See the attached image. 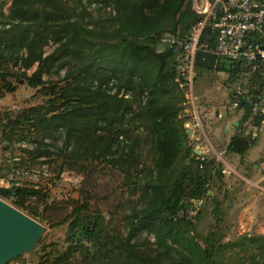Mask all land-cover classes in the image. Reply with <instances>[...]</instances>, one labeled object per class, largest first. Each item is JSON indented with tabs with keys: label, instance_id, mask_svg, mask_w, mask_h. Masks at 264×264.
I'll list each match as a JSON object with an SVG mask.
<instances>
[{
	"label": "trees",
	"instance_id": "trees-1",
	"mask_svg": "<svg viewBox=\"0 0 264 264\" xmlns=\"http://www.w3.org/2000/svg\"><path fill=\"white\" fill-rule=\"evenodd\" d=\"M89 5L110 9V16L93 22L79 17V8L88 14L83 0H0V99L15 91L14 84H26L45 99L16 114L0 111V144L10 152L5 165L12 176L9 186L0 187V198L50 222L38 208L59 201L49 200L41 182L16 178L52 162L57 178L69 169L84 173L85 163L106 164L136 196L123 232L111 229L86 200H72L70 214L55 224H68L64 245L42 238L33 251L37 264H264V236L222 234L227 181L213 158L198 159L184 126L186 98L176 57L200 20L191 1ZM167 36L173 41L166 43ZM52 43L56 49L46 54ZM224 71L234 80L248 72L259 79L239 100L244 115L229 146L245 156L254 144L242 136L244 124L262 120L247 97L263 90V68L227 62ZM52 74L57 81L45 79ZM15 145L23 154H15ZM208 204L214 205L216 224L201 243L197 222ZM141 233L154 236L153 249L139 243Z\"/></svg>",
	"mask_w": 264,
	"mask_h": 264
},
{
	"label": "rangeland",
	"instance_id": "rangeland-1",
	"mask_svg": "<svg viewBox=\"0 0 264 264\" xmlns=\"http://www.w3.org/2000/svg\"><path fill=\"white\" fill-rule=\"evenodd\" d=\"M91 0H83L84 5L87 7L88 14L82 12L79 8L75 14L79 17H85L86 20L93 22L95 19L108 18L110 12L99 10L95 5H89ZM191 1V0H189ZM9 8L7 6L6 10ZM8 14V12H6ZM173 41V40H172ZM166 41V43L172 42ZM57 45L53 43L46 47V54H51ZM183 54L177 55L176 61L179 68L178 60L182 59ZM181 61V60H180ZM36 68V67H35ZM29 70L28 74L31 75L35 70ZM197 80L195 82V92L200 98L201 112H203L205 140L201 142H193L194 147H198L200 151L207 152L212 156L213 150H222L229 145L231 138H227L221 133L222 125L221 120L216 119V113H224L229 117L238 118L239 109L233 110V103L243 98L248 93V87L255 85L258 78L251 76L254 74L248 72L239 76L237 80L231 79L227 72H218L217 70L211 72L204 68H197ZM65 69L60 72L63 77ZM46 80L57 81L58 76H46ZM13 78L8 79L11 83ZM252 83V84H251ZM16 89L14 92L5 93L3 98L0 99V111L16 114L23 109L42 104L45 99L40 96L37 90L28 87L26 84H14ZM238 112V113H237ZM214 120V126H210L209 122ZM5 146L0 144V187L9 186V181L12 176L7 172L6 160L10 156V152L4 149ZM22 146L15 145L13 150L16 155L23 154ZM264 152V137L251 147L246 155L247 162L244 165L240 155L228 149V159L241 174H243L250 181H256L260 178L259 173L255 174L252 169V164ZM148 160V154L145 156ZM84 173L76 170H66L60 178L55 176L57 174L58 165L52 162L50 165H37L32 174H22L16 179L22 181H30L33 183H40V187H44L47 194L50 195V201H59L51 206L45 208L40 206L38 212L45 213L49 220L42 221L41 219H34L45 228L42 238L46 239L47 244L58 243L64 245L68 224L55 226L63 218L68 216L72 211L71 201L80 200V202H87L92 210H98L105 217L109 227L113 230L123 232L125 230V217L135 207V197L132 196L133 187H129L121 173L109 168L106 164L85 163ZM57 168V169H56ZM24 175H27L26 178ZM263 189H254L249 184L233 178L223 184V192L229 189L233 191L229 194L223 205L227 208V216L225 224L223 225L222 234L227 236V239H233L236 236L247 235L264 236V182L261 184ZM224 195V194H223ZM223 195H219L222 198ZM4 200V199H3ZM12 205L10 200H5ZM49 201V203H50ZM70 201V202H68ZM50 205V204H49ZM14 206V205H12ZM15 207V206H14ZM213 204H208L202 211L201 217L197 222L198 235L201 243L204 238L213 230L216 224V219L212 213ZM18 209V208H17ZM45 209V210H44ZM20 210V209H19ZM21 211V210H20ZM23 212V211H22ZM26 214V213H25ZM196 215V213H193ZM29 216V215H28ZM32 218V217H31ZM139 243L143 247L153 249L155 238L148 233H141L138 236ZM39 256L36 253H27L15 261H10L8 264H37ZM236 259V257L234 258Z\"/></svg>",
	"mask_w": 264,
	"mask_h": 264
},
{
	"label": "built area",
	"instance_id": "built-area-1",
	"mask_svg": "<svg viewBox=\"0 0 264 264\" xmlns=\"http://www.w3.org/2000/svg\"><path fill=\"white\" fill-rule=\"evenodd\" d=\"M192 8L200 20L192 25L185 44L179 71L182 76V86L186 98L185 114L187 121L185 129L191 132L190 141L198 159L201 161L213 158L221 165L224 180L233 178L249 184L254 189H263L264 154L257 163V173L260 178L250 181L240 171L226 160L228 148L213 150V155L200 151L193 142L205 140L203 133L204 117L201 112L200 98L195 92L197 80L196 55L198 52H211L225 62L254 65L263 68L264 81V0H191ZM214 46L210 48L212 41ZM247 102L255 114L262 118L260 122L248 120L244 124L242 136L251 144L264 137V87L259 96L250 95ZM240 108L239 101L233 103L232 109Z\"/></svg>",
	"mask_w": 264,
	"mask_h": 264
},
{
	"label": "water",
	"instance_id": "water-1",
	"mask_svg": "<svg viewBox=\"0 0 264 264\" xmlns=\"http://www.w3.org/2000/svg\"><path fill=\"white\" fill-rule=\"evenodd\" d=\"M166 39L172 41L171 36ZM196 64L209 71H223L226 66L224 59H218L217 55L211 52H198ZM243 104L244 102L241 103ZM188 135H191V132H188ZM199 204L197 201L196 205ZM44 232L42 224L0 198V264H8L24 254L32 253Z\"/></svg>",
	"mask_w": 264,
	"mask_h": 264
},
{
	"label": "crops",
	"instance_id": "crops-1",
	"mask_svg": "<svg viewBox=\"0 0 264 264\" xmlns=\"http://www.w3.org/2000/svg\"><path fill=\"white\" fill-rule=\"evenodd\" d=\"M172 37V36H171ZM172 40H173V38H172ZM207 70V69H206ZM218 72H225L224 70L223 71H221V70H218V69H216ZM211 72H213V71H211ZM242 103V102H241ZM239 111H240V113H238V118H233V116L232 117H229L228 115H226V114H224V113H216V115H215V118L216 119H220L221 120V125H222V129H221V133L224 135V136H226L227 138H231V140L233 139V137L236 135V128L237 127H239V125H240V120H241V118L243 117V115H244V110L243 109H239ZM202 114H203V112H202ZM184 116L187 118V115L184 113ZM204 117V116H203ZM204 119H206L205 117H204ZM210 124V126H214L215 124H214V120L211 122H209ZM235 123H238V125H235ZM232 128H234V130H232ZM205 131H203V133H204ZM204 136H205V134H204ZM230 140V141H231ZM231 143V142H230ZM230 143H229V145H227V147L226 148H228L229 149V146H230ZM216 151H218V150H216ZM233 151V150H232ZM249 152V151H248ZM248 152H247V154L246 155H248ZM263 154H264V152L260 155V157L258 158V159H256V161H255V163H253L252 164V169H253V171H254V173L255 174H258L257 173V163H258V161H259V159L263 156ZM239 155V154H238ZM246 155L245 156H242V155H240V157L242 158V163L245 165L246 164V162H247V158H246ZM226 160H227V162L229 163V164H231V162L229 161V159H228V156H227V158H226ZM249 162H250V160H249ZM249 162H247V164L249 163ZM234 166V165H233ZM229 191L230 192H232L233 190L232 189H229ZM211 195V194H210Z\"/></svg>",
	"mask_w": 264,
	"mask_h": 264
}]
</instances>
